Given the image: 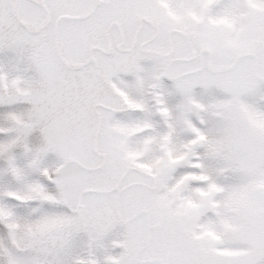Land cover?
<instances>
[{
    "label": "snow or ice",
    "instance_id": "obj_1",
    "mask_svg": "<svg viewBox=\"0 0 264 264\" xmlns=\"http://www.w3.org/2000/svg\"><path fill=\"white\" fill-rule=\"evenodd\" d=\"M0 264H264V0H0Z\"/></svg>",
    "mask_w": 264,
    "mask_h": 264
}]
</instances>
